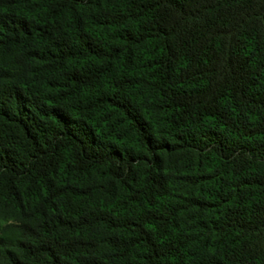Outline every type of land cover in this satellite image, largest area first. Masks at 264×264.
Returning a JSON list of instances; mask_svg holds the SVG:
<instances>
[{
    "label": "trees",
    "instance_id": "obj_1",
    "mask_svg": "<svg viewBox=\"0 0 264 264\" xmlns=\"http://www.w3.org/2000/svg\"><path fill=\"white\" fill-rule=\"evenodd\" d=\"M0 264H264V0H0Z\"/></svg>",
    "mask_w": 264,
    "mask_h": 264
}]
</instances>
